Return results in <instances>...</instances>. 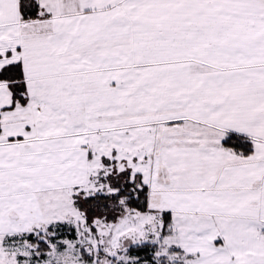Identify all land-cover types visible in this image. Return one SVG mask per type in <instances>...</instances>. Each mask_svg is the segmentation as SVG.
I'll return each mask as SVG.
<instances>
[{"label": "snow or ice", "instance_id": "snow-or-ice-1", "mask_svg": "<svg viewBox=\"0 0 264 264\" xmlns=\"http://www.w3.org/2000/svg\"><path fill=\"white\" fill-rule=\"evenodd\" d=\"M0 264H264V0H0Z\"/></svg>", "mask_w": 264, "mask_h": 264}]
</instances>
